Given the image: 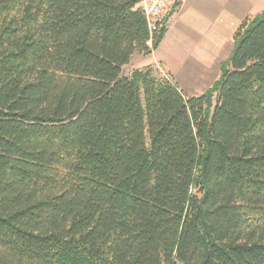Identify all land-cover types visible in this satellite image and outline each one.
<instances>
[{
  "label": "trees",
  "instance_id": "1",
  "mask_svg": "<svg viewBox=\"0 0 264 264\" xmlns=\"http://www.w3.org/2000/svg\"><path fill=\"white\" fill-rule=\"evenodd\" d=\"M139 1L0 0V264H264V10L187 96Z\"/></svg>",
  "mask_w": 264,
  "mask_h": 264
},
{
  "label": "rangeland",
  "instance_id": "2",
  "mask_svg": "<svg viewBox=\"0 0 264 264\" xmlns=\"http://www.w3.org/2000/svg\"><path fill=\"white\" fill-rule=\"evenodd\" d=\"M179 1V7L175 8L171 15L166 16L162 21L163 27L168 32L155 54L136 52L130 62L123 67L122 74L129 76L134 69L149 67L154 75L175 80L185 95L197 96L209 87L220 74L219 65H215L220 51L213 55L202 49L204 47L199 42L201 33L207 32L208 40L209 36L217 37L232 19L242 16V20L253 19L256 14L264 10V0ZM182 6L183 13L180 10ZM152 37L153 34H150L148 42L150 47ZM214 40L217 41L215 38ZM223 46L220 56H223L228 49V44L226 46L225 42ZM229 54L230 51L224 60ZM204 60H207L208 64H205ZM209 68H211V76L208 81Z\"/></svg>",
  "mask_w": 264,
  "mask_h": 264
},
{
  "label": "crops",
  "instance_id": "3",
  "mask_svg": "<svg viewBox=\"0 0 264 264\" xmlns=\"http://www.w3.org/2000/svg\"><path fill=\"white\" fill-rule=\"evenodd\" d=\"M185 9H186V8H185ZM180 10H181L182 13H183V10H184L183 6L180 8ZM244 16H245V15H244ZM242 18H243V16L240 17V18L232 19V20L227 24L226 28H224V30L221 31L220 34H219L217 37L209 36V38H208V40H207V35H206L207 32H206V33H203V34L201 33V35H200L199 42H201V43H202V46L204 47V48H202V49H205L206 51L211 52L213 55L215 54V52L220 51L219 54H218V56H217V59H216V61H215V65L218 64V65H219V68H220V63H221V61L224 60V58L226 57V55L228 54L229 51L231 52L230 48L232 49V46H233V34H234L236 28L238 27L240 21H242ZM167 32H168V31H165L163 38L166 36ZM163 38H162V40H163ZM214 38H215L217 41H215ZM162 40L160 41V43L162 42ZM224 42H225L226 46H227V44H228V49H227L226 53H224L223 56H220V54H221V52L223 51V48H224V46H223V45H224ZM160 43H159V45H160ZM159 45H158V46H159ZM158 46H157V48H158ZM157 48L154 49V50H152V51L150 52V55H151V54L154 55L155 52H156V50H157ZM132 57H133V56H132ZM222 59H223V60H222ZM161 62L163 63V61H161ZM204 63H205V64H208L207 60H204ZM163 64H164V63H163ZM215 65H214V66H215ZM218 65H217V66H218ZM214 66H213V67H214ZM168 71L173 75V73H172L169 69H168ZM207 74H208V81H209V77L211 76V68H209V72H208ZM204 78H206V77H204ZM174 79H175V78H174ZM174 79H173V80H174ZM173 82H175V80H174ZM176 84H177V83H176ZM177 85H178V84H177ZM178 87H179V86H178ZM207 88H208V87H207ZM207 88H206V89H207ZM206 89H205V90H206ZM205 90H204V91H205Z\"/></svg>",
  "mask_w": 264,
  "mask_h": 264
},
{
  "label": "built area",
  "instance_id": "4",
  "mask_svg": "<svg viewBox=\"0 0 264 264\" xmlns=\"http://www.w3.org/2000/svg\"><path fill=\"white\" fill-rule=\"evenodd\" d=\"M179 0H140L137 7L142 12L149 34L158 32L164 24L162 21L166 18L169 10Z\"/></svg>",
  "mask_w": 264,
  "mask_h": 264
}]
</instances>
